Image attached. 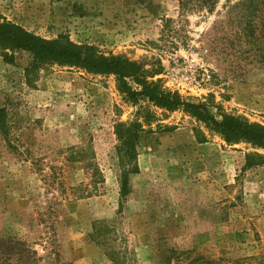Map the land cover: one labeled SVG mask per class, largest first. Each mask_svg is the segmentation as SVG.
<instances>
[{"label": "rangeland", "instance_id": "obj_1", "mask_svg": "<svg viewBox=\"0 0 264 264\" xmlns=\"http://www.w3.org/2000/svg\"><path fill=\"white\" fill-rule=\"evenodd\" d=\"M0 17L132 63L218 121L264 127V0H0ZM5 53L0 264H110L114 252L126 264H264L263 149L130 101L113 75L46 62L28 83L31 56ZM135 120L139 172L120 201L115 127Z\"/></svg>", "mask_w": 264, "mask_h": 264}, {"label": "trees", "instance_id": "obj_2", "mask_svg": "<svg viewBox=\"0 0 264 264\" xmlns=\"http://www.w3.org/2000/svg\"><path fill=\"white\" fill-rule=\"evenodd\" d=\"M0 49L5 51L20 50L31 56V61L24 69V78L28 83L39 64L46 62L57 63L62 66L76 67L94 74L113 75L116 78L118 91L128 100L135 102L136 97L146 99L148 103L168 112L182 110L195 117L199 122L217 133L226 143L234 144L246 142L264 150V127L249 124L246 120L232 115H220V120L211 114L203 105L183 101L176 94L166 93L161 90L157 82H148L142 79L136 65L124 61L119 57H102L95 55L93 49L87 46H78L64 37L46 41L34 36L19 26L7 23L0 17ZM132 79L140 86V90H133L127 80ZM135 121L127 124H118L115 127L116 140L118 141L117 153L120 165L119 198L124 199L128 191V178L138 174L135 147L139 141L141 130ZM9 125L7 112L0 108V135L7 139ZM197 143H204L206 138L193 130ZM247 161V158H246ZM97 229V228H94ZM96 244L107 247L101 234L92 236ZM109 247V246H108ZM115 253V252H114ZM110 255V264H126L119 254ZM197 263L198 260L193 261ZM197 264H202L198 262Z\"/></svg>", "mask_w": 264, "mask_h": 264}]
</instances>
